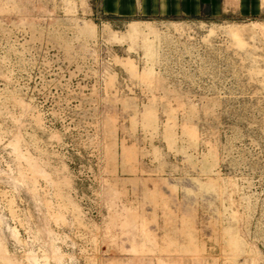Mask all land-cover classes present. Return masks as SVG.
Returning a JSON list of instances; mask_svg holds the SVG:
<instances>
[{
  "label": "rangeland",
  "instance_id": "obj_1",
  "mask_svg": "<svg viewBox=\"0 0 264 264\" xmlns=\"http://www.w3.org/2000/svg\"><path fill=\"white\" fill-rule=\"evenodd\" d=\"M0 264H264V0H0Z\"/></svg>",
  "mask_w": 264,
  "mask_h": 264
},
{
  "label": "crops",
  "instance_id": "obj_2",
  "mask_svg": "<svg viewBox=\"0 0 264 264\" xmlns=\"http://www.w3.org/2000/svg\"><path fill=\"white\" fill-rule=\"evenodd\" d=\"M102 13L125 17L220 15L229 10L241 14L257 9V0H98Z\"/></svg>",
  "mask_w": 264,
  "mask_h": 264
}]
</instances>
